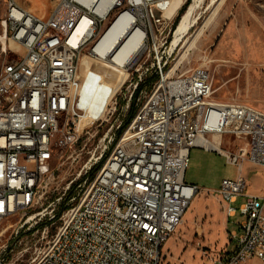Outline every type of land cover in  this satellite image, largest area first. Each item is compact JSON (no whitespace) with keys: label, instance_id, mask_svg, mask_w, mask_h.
<instances>
[{"label":"built area","instance_id":"built-area-1","mask_svg":"<svg viewBox=\"0 0 264 264\" xmlns=\"http://www.w3.org/2000/svg\"><path fill=\"white\" fill-rule=\"evenodd\" d=\"M172 1L121 0L99 15L82 0H53L47 16L39 17L17 0H0V56L12 52L10 42L24 49L23 57L4 61L0 68V227L9 217L23 218L41 203L56 178L54 161L81 139L73 95L81 53L103 29L97 17L107 21L124 8L103 34L128 13L144 32L143 50L157 59V81L120 138L121 125L87 168L85 174L108 154L87 187L90 175L86 177L74 199L77 204L63 211L59 227L32 264H161L166 243L202 191L186 182L194 148L224 156L238 170L217 189L227 217H241L230 231L235 248L213 264H264V188L259 195L248 194L244 173L246 164L264 173V112L246 103L212 100L210 73L204 67L172 78L164 73L167 60L159 55L168 45L166 13ZM85 17L95 31L88 39L77 38ZM100 37L90 57L109 61L95 52ZM224 136L244 146L235 153L215 148L211 138ZM61 199L25 220L15 237L31 222L25 231L38 229L43 219L54 225ZM13 247L0 244V264L9 263Z\"/></svg>","mask_w":264,"mask_h":264},{"label":"rangeland","instance_id":"rangeland-1","mask_svg":"<svg viewBox=\"0 0 264 264\" xmlns=\"http://www.w3.org/2000/svg\"><path fill=\"white\" fill-rule=\"evenodd\" d=\"M17 1L39 17L47 16L53 5V0ZM186 1H172L175 15L170 17L168 12L166 13L169 18L166 35L169 30L171 32L167 37L168 45L160 49L159 58L167 60L164 73L172 78L204 67L210 73L212 100L246 103L264 112V0H191L187 7L188 10L192 6L189 29L174 47L172 44L176 38L175 31L182 16L172 34L173 24ZM123 9L114 11L103 24V29L80 56L77 74L79 79L76 80L72 109L76 114L81 139L72 149L54 161L56 178L51 184L50 193L42 198L41 203L28 211L23 218L21 214L9 217L0 227V244L14 245L8 264H32L36 252L59 227L63 211L77 204L78 199H74L81 192L86 177L95 171V175L90 176V181L85 187L98 173L95 169L97 164L85 174L87 168L101 154L116 128L127 123L130 104L133 103L131 95L134 86L138 82L143 86L134 102L137 110L155 83L157 59L147 49L126 67L124 83L122 79L113 80L102 75V62L90 57L96 40ZM9 47L12 52L8 51V54L0 56V68L4 61L15 56H24V49L18 44L10 42ZM83 57L92 69L89 75L83 65ZM86 88L91 91V96L89 101L84 103ZM80 120H83L82 128L78 127ZM106 135L108 137L105 141ZM211 139L224 152L235 153L244 146L242 141L233 136ZM116 143L110 147L109 154ZM259 168L251 164L244 167V173L250 180L248 190L255 194H259L263 188L264 173H260ZM237 171L235 166L227 163L224 156L200 148L192 150L186 182L197 185L202 191L192 200L185 223L182 224V221L176 233L166 243L161 264H213V260L224 251H232L235 248L236 243L230 239L231 225L227 222L217 188L222 180L234 179ZM73 186V193L67 198ZM60 198V210L63 209L54 225L43 219L38 229L25 231L27 226L34 224L31 222L20 229L17 238L15 237V231L25 220H33L37 212H41L48 204ZM240 204L241 201L235 204V208ZM240 219L238 215L231 219V222L236 223Z\"/></svg>","mask_w":264,"mask_h":264},{"label":"bare ground","instance_id":"bare-ground-1","mask_svg":"<svg viewBox=\"0 0 264 264\" xmlns=\"http://www.w3.org/2000/svg\"><path fill=\"white\" fill-rule=\"evenodd\" d=\"M82 1L89 9L95 11L99 15H105L121 0H82ZM173 8H174V3L172 2L171 7L167 11L170 17L175 15ZM191 14H192V6L182 15L180 23L176 28L175 31L176 38L172 44L174 47L178 45L184 33L189 29L191 23ZM104 23H105V17H97V24H104ZM89 24H91L90 19L85 17L81 22V24L79 25V27L77 28L75 32V36L77 38L88 39L95 31V28L89 27ZM143 39H144V32L140 28H137L135 26L133 17L128 13L127 14L124 13L120 15L117 18V20L112 24V26L100 37L99 42L95 48L96 53H98L102 57L105 58L107 57V59H109V61H101L102 66L104 68L102 67L103 71L102 72L100 71V73L102 75L108 76L109 78H113V80L122 79L124 83L126 78L125 66L128 67V65L132 63V61L135 60V58H137L140 55V53L143 51V45H142ZM1 41H2V34L0 33V42ZM5 47L8 48L7 45H5ZM83 65L85 66V70L87 71V74L88 73L90 74L92 69L88 67L85 57H83ZM78 79L79 76L77 75V80ZM90 96H91V91L87 89L86 99H84L83 102L85 103L89 101ZM82 125H83V120H80V122L78 123V127L82 128L83 127ZM201 145L205 146L208 149L211 148V146L208 144L203 145V142ZM214 147L216 148L218 146L215 145ZM185 216L183 218L182 224L185 223Z\"/></svg>","mask_w":264,"mask_h":264},{"label":"trees","instance_id":"trees-1","mask_svg":"<svg viewBox=\"0 0 264 264\" xmlns=\"http://www.w3.org/2000/svg\"><path fill=\"white\" fill-rule=\"evenodd\" d=\"M190 3H191V0H187L186 3H185V4L183 5V7L181 8V10L179 11V15H178V17L175 19V22H174V25H173L172 34H173V32H174V30H175V28H176V26H177V24H178V22H179L181 16L185 13V11L187 10V7L189 6ZM170 40H171V39H170ZM168 43H169V41H168ZM154 81H155V82L157 81V75H155V77H154ZM142 87H143L142 84L139 83V84H138V87H137V89H136V91L133 93V96H132V98H131V100L133 101V103L130 104V108H129V109H130V110H129V119H128L127 123H125L124 125H122V126L120 127V129L117 131L118 138H120V136L123 134V132H124L126 126H128V125L130 124L131 120L133 119V117H134V115H135V113H136V111H137L136 108H135L134 102H136V99L138 98V96H139V94H140V91L142 90ZM107 155H108V154L105 155V157H104L103 161L101 162V164L105 161ZM101 164L98 165V166H96L95 169H96V170H99ZM94 175H95V171H94L92 174H90L91 177H93ZM74 187H75V186H73L72 190L69 192V195H68L67 198H69V197L72 195L73 190H74ZM64 204H65V203H64ZM62 209H63V208H62ZM62 209H61V210H62Z\"/></svg>","mask_w":264,"mask_h":264},{"label":"crops","instance_id":"crops-1","mask_svg":"<svg viewBox=\"0 0 264 264\" xmlns=\"http://www.w3.org/2000/svg\"><path fill=\"white\" fill-rule=\"evenodd\" d=\"M29 10L31 11V9H29ZM216 145H217V144H216ZM261 169H262V168H259V169H258V171H260V173H261V171H263V170H261ZM262 174H263V173H262ZM247 179H248V184L250 185V180H249L248 176H247ZM262 180H263V188H264V177L262 178ZM193 185H194V184H193ZM196 186H197V185H196ZM219 186H220V185H219ZM218 188H219V187H218ZM218 188H217V189H218ZM248 188H249V187H248ZM263 188H262V190H263ZM262 190H261V192H262ZM261 192H260L259 194H261ZM247 193H248V194H252V195H259V194L252 193V192H250L249 190L247 191ZM239 201L242 202V199L240 198V199L238 200V202H239ZM238 202H237V203H238ZM223 207H224V205H223ZM224 211H225V210H224ZM225 214H226V213H225ZM226 217H227V215H226ZM227 222L230 223V225H231V226H230V227H231L230 231H232V230L235 228V223H232V222H231V219H229L228 217H227ZM230 231H229V232H230Z\"/></svg>","mask_w":264,"mask_h":264}]
</instances>
